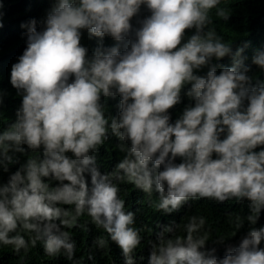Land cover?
Listing matches in <instances>:
<instances>
[{
	"label": "clouds",
	"instance_id": "clouds-1",
	"mask_svg": "<svg viewBox=\"0 0 264 264\" xmlns=\"http://www.w3.org/2000/svg\"><path fill=\"white\" fill-rule=\"evenodd\" d=\"M220 3L54 0L42 29L35 19L21 25L27 47L11 67L10 83L22 101L15 122L0 131V244L19 254L43 241L48 256L74 261L70 230L87 227L79 223L87 215L122 250L125 264H136L143 229L135 226L134 197L120 198V183L127 182L136 198L153 193L165 215L191 212L199 201H249L246 218L236 221L237 230L250 225L239 245L238 238L216 239L237 245L224 257L201 250L209 240L200 235L206 220L193 216L184 235L174 225L156 233L148 242L149 264H264V81L248 74L243 47L233 52L209 27L212 9L217 18H230ZM142 5L151 14L132 39L131 20ZM81 30L100 39L91 56ZM105 36L117 44L104 48ZM226 56L231 66L214 62ZM252 63L264 71V50ZM205 67L206 75L197 74ZM189 85L184 94L194 105L171 115ZM117 95L119 106L102 103ZM109 133L124 155L113 171L101 173L96 153ZM26 149L27 156H42L10 167ZM95 244L103 248L106 241Z\"/></svg>",
	"mask_w": 264,
	"mask_h": 264
},
{
	"label": "trees",
	"instance_id": "trees-1",
	"mask_svg": "<svg viewBox=\"0 0 264 264\" xmlns=\"http://www.w3.org/2000/svg\"><path fill=\"white\" fill-rule=\"evenodd\" d=\"M54 0H0V94H2V103H0V131L5 130L11 123L15 122L17 109L21 105L22 96L17 93V90L10 83L11 67L18 62L19 57L23 54L27 47V29L22 27V24H27L35 19L38 30L42 29V21L46 18L48 11L53 6ZM220 8H225L230 11V18L227 21L216 17V9H212L210 16L213 23L210 28L215 29L218 35L222 36L225 43L231 44L233 52L243 47V56L246 57L244 63L250 66L251 76L264 81V71L252 63V57L257 50H264V0H221ZM151 13L145 7L141 6L140 12L131 20L134 31L141 26L140 21ZM81 44L88 48L89 56L92 55L94 49L100 46V39L90 37L87 30H81ZM194 29L187 30L185 40L188 36L194 33ZM117 42L109 37L103 38V47L108 48L116 45ZM246 45V46H245ZM121 51L123 46L121 45ZM223 66H231L232 59L226 56L220 61H214ZM207 67L198 71L197 74L206 75ZM220 69H217L219 73ZM182 90L180 103L170 109V114L175 116L185 107L194 105V100L186 96L187 91ZM102 103L105 107L119 106L120 97H102ZM247 103V102H245ZM223 136V135H222ZM221 136V137H222ZM118 138L109 133V138L101 147L102 150L96 153L97 167L101 173L113 171L111 167L116 166L113 162L121 158L124 153L120 152L116 147L119 143ZM26 147V146H25ZM31 153L27 150L24 154H15L18 157V162L13 163L10 167L19 168L28 158L42 156V153ZM9 167V168H10ZM13 173V169H9ZM15 172V171H14ZM8 173V172H7ZM47 180V178H45ZM4 183V173L2 175ZM52 186L56 185V181H49ZM89 177V187H90ZM130 184L127 182L120 183V198H126L130 194L134 197L133 211L135 213L136 227L142 228L141 236L143 237L141 245L135 250L136 264H149L150 245L149 241H154L156 233L165 225L176 226L177 234L184 235V225L190 217H203L206 220L204 229L200 235L207 234L208 241L202 251L215 249V255L218 258L224 257L231 249H235L237 245L223 242L216 243L217 238L241 239L247 234L250 225L245 221L243 227L237 230V218L244 220L248 213L249 201L229 200L223 203L214 200L207 202H195L191 212L187 209H180L171 215H165L161 211L156 210L154 203V194L145 193L141 197L136 198L134 194L127 192ZM189 203V201H188ZM264 219V212L261 217ZM90 217L84 215L80 217L79 223L87 227H77L70 230V235L76 242V258L74 261H68L64 255L53 257L48 256L44 251L43 241H37L35 247H29L27 252L23 250L19 254H15L13 247L10 245L0 244V264H125V257L122 250L117 244L111 241L110 237L103 229L96 228L95 225L88 224ZM248 226V229H246ZM257 227L262 225L258 222ZM28 238L27 233H21ZM234 235V236H233ZM98 238H103L106 244L103 248H97L95 241ZM227 244V245H226ZM231 248V249H228ZM264 248V241L259 245ZM89 255L93 259H88Z\"/></svg>",
	"mask_w": 264,
	"mask_h": 264
}]
</instances>
